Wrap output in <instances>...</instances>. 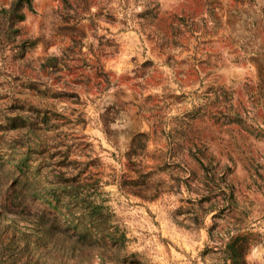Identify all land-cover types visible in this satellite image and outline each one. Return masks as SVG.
I'll use <instances>...</instances> for the list:
<instances>
[{
    "label": "rangeland",
    "instance_id": "374dc122",
    "mask_svg": "<svg viewBox=\"0 0 264 264\" xmlns=\"http://www.w3.org/2000/svg\"><path fill=\"white\" fill-rule=\"evenodd\" d=\"M0 264H264V0H0Z\"/></svg>",
    "mask_w": 264,
    "mask_h": 264
},
{
    "label": "trees",
    "instance_id": "16d2710c",
    "mask_svg": "<svg viewBox=\"0 0 264 264\" xmlns=\"http://www.w3.org/2000/svg\"><path fill=\"white\" fill-rule=\"evenodd\" d=\"M88 230H84L83 234L81 235V238L84 239L85 237H87L88 235H91L90 233L88 234Z\"/></svg>",
    "mask_w": 264,
    "mask_h": 264
}]
</instances>
